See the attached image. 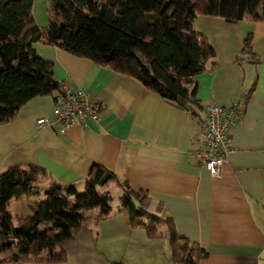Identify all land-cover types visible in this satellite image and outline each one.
I'll return each mask as SVG.
<instances>
[{"label": "crops", "instance_id": "1", "mask_svg": "<svg viewBox=\"0 0 264 264\" xmlns=\"http://www.w3.org/2000/svg\"><path fill=\"white\" fill-rule=\"evenodd\" d=\"M46 2L32 1L38 27L46 25ZM193 26L214 51L206 69L194 76L199 116L208 104H241L219 175L212 176L193 158L203 144L197 119L186 110L132 77L43 41L32 46L52 61L53 78L82 89L97 106L98 119L37 125V119L50 115L54 98H31L14 119L0 124V173L12 165H36L51 179L79 190L89 164L98 163L132 191H144L149 212L169 220L176 233L204 248L206 255L197 264H264V21L228 23L197 14ZM247 34L255 60L239 55ZM39 179L46 182L37 185ZM37 180L35 187L43 196L48 180ZM23 198L26 210L16 214L9 201L12 216L29 214L39 197L15 199ZM110 201L113 212L119 199L115 205ZM62 249L65 261L54 264H174L166 237L148 238L142 228L128 225L123 212L98 218V212L88 209ZM4 253L2 261L9 256Z\"/></svg>", "mask_w": 264, "mask_h": 264}, {"label": "trees", "instance_id": "2", "mask_svg": "<svg viewBox=\"0 0 264 264\" xmlns=\"http://www.w3.org/2000/svg\"><path fill=\"white\" fill-rule=\"evenodd\" d=\"M32 1L0 0V124L14 119L17 110L35 96L56 98L53 64L35 52L32 43L38 41L132 77L163 99L189 109L199 121L202 107L195 98L194 76L206 69L214 51L194 29V17L216 16L228 23L264 21V0H47L46 25L38 27ZM250 42L247 34L239 55L255 60ZM38 178L48 180L42 198L29 214L12 216L9 201L38 195L34 186ZM110 182L121 191L119 207L113 212L109 192L96 188ZM77 191L36 165H12L1 172L0 254L14 251L0 263L64 262L62 246L93 207H98V218L123 212L128 225L142 228L148 238L165 236L171 263L197 264L206 255L201 245L176 233L169 220L148 211L150 201L144 191H132L98 163L89 164L83 191ZM161 225L163 233L158 232Z\"/></svg>", "mask_w": 264, "mask_h": 264}, {"label": "built area", "instance_id": "3", "mask_svg": "<svg viewBox=\"0 0 264 264\" xmlns=\"http://www.w3.org/2000/svg\"><path fill=\"white\" fill-rule=\"evenodd\" d=\"M186 112L195 118L189 109H186ZM240 112L241 104L238 101H234L226 107L208 104L205 106L200 120L197 121L203 146L194 150L192 156L212 176H217L221 172L224 155L229 148L230 129ZM97 119V106L90 101L87 94L67 81H60L50 115L41 117L35 122L37 125L61 123L68 126Z\"/></svg>", "mask_w": 264, "mask_h": 264}, {"label": "rangeland", "instance_id": "4", "mask_svg": "<svg viewBox=\"0 0 264 264\" xmlns=\"http://www.w3.org/2000/svg\"><path fill=\"white\" fill-rule=\"evenodd\" d=\"M38 181V180H37ZM39 181H41V182H38L39 184H37V185H41V183H43L45 180H42V179H39ZM46 182V181H45ZM47 184H48V182H47ZM35 186V185H34ZM47 186V185H46ZM36 188V187H35ZM97 188V190H99L100 192L101 191H103V190H105V189H107L108 190V192H109V194L111 195V204L112 205H115V204H117L118 203V199H119V195H120V190L117 188V186L113 183V182H110V183H108L107 185H104V186H97L96 187ZM38 191V190H37ZM83 191V189H79L77 192H82ZM43 194V193H42ZM39 195V194H38ZM35 195V196H30V197H39V198H42V196L41 195ZM41 196V197H40ZM38 198V199H39ZM26 198H23V200H22V202H20L19 200H16L15 198H13L11 201H10V203H11V205H12V214H16V212L17 211H21L22 209L23 210H26L25 208H26V205H27V202H26V200H25ZM38 199H36V201L38 200ZM91 209V211H94L95 213L97 212V209H98V207H93V208H90ZM89 213V212H88ZM91 213H93V212H91ZM12 251H14L13 249L11 250V251H7V253H11ZM5 255V253H1L0 254V256H4Z\"/></svg>", "mask_w": 264, "mask_h": 264}, {"label": "water", "instance_id": "5", "mask_svg": "<svg viewBox=\"0 0 264 264\" xmlns=\"http://www.w3.org/2000/svg\"><path fill=\"white\" fill-rule=\"evenodd\" d=\"M130 200H131L132 204H133L135 207L138 206V203L134 200V198L131 197Z\"/></svg>", "mask_w": 264, "mask_h": 264}]
</instances>
